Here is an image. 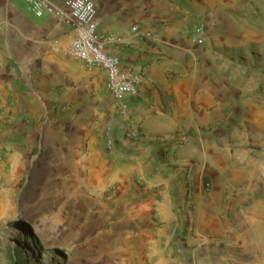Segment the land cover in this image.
I'll return each mask as SVG.
<instances>
[{"label":"crops","instance_id":"crops-1","mask_svg":"<svg viewBox=\"0 0 264 264\" xmlns=\"http://www.w3.org/2000/svg\"><path fill=\"white\" fill-rule=\"evenodd\" d=\"M43 1L65 10L67 0ZM94 1L98 35L120 39L107 51L143 79L124 109L106 88L107 73L70 54L73 29L65 18L0 0V182L9 186L27 173L31 158L32 180L82 182L93 210L113 189V217L104 222L133 230L138 264H264V255L216 254L211 245L226 229L220 209L234 174L216 124L238 94L214 77L209 61L212 37L227 35L219 0ZM199 27L203 45L194 39ZM204 179L223 186L207 191ZM191 198L197 206L188 215ZM188 220L197 235L193 250L180 240Z\"/></svg>","mask_w":264,"mask_h":264},{"label":"rangeland","instance_id":"rangeland-1","mask_svg":"<svg viewBox=\"0 0 264 264\" xmlns=\"http://www.w3.org/2000/svg\"><path fill=\"white\" fill-rule=\"evenodd\" d=\"M217 7L227 35L214 33L209 61L214 77L238 94L216 124L227 137L222 143L220 136L219 147L232 158L234 174L220 209L226 229L216 231L211 245L216 254L232 248L236 254L264 255V0H219ZM30 160L27 173L9 186L0 182V264H138L133 230L116 231L104 222L113 217L108 213L113 189L93 210L82 182L34 181ZM203 186L217 191L223 183L204 179ZM191 200L185 203L188 215L197 206ZM90 218L96 221L92 228ZM180 240L183 249L198 246L189 220Z\"/></svg>","mask_w":264,"mask_h":264},{"label":"built area","instance_id":"built-area-1","mask_svg":"<svg viewBox=\"0 0 264 264\" xmlns=\"http://www.w3.org/2000/svg\"><path fill=\"white\" fill-rule=\"evenodd\" d=\"M28 4L31 11L37 16L53 14L65 18L73 29V39L70 54L88 69L100 68L107 73L106 88L123 109L127 97H137L142 85V76L135 70H124L118 57L107 51V46L118 42L115 35L100 37L98 35L100 22L97 6L94 0H67L65 10H58L43 0H22ZM138 32V26L133 27ZM195 42L203 45L205 29L199 27L195 31ZM208 187L210 184L208 183Z\"/></svg>","mask_w":264,"mask_h":264}]
</instances>
